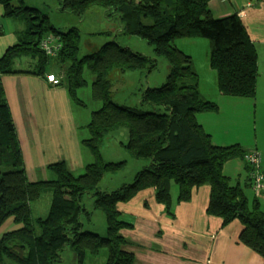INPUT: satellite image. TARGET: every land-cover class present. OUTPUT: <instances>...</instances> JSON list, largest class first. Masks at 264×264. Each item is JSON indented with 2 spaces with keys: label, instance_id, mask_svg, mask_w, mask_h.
<instances>
[{
  "label": "trees",
  "instance_id": "1",
  "mask_svg": "<svg viewBox=\"0 0 264 264\" xmlns=\"http://www.w3.org/2000/svg\"><path fill=\"white\" fill-rule=\"evenodd\" d=\"M213 0H59L61 10L82 19L93 7L105 9L109 18L122 24V32L144 39L157 56L170 64L167 82L149 88L142 104L163 108L161 112L137 111L113 101L112 74L120 71L149 72L157 61L133 52L116 42L80 57L82 36L79 28L67 33L50 23L39 9L24 0H0L5 18L20 21L25 30L16 45L0 58V231L8 223L17 225L0 236V264H57L61 251L71 249L77 264L98 257L106 250V264H134V254L125 250L121 231L130 227L120 220V203H127L140 192L156 189L170 210L171 197L164 191L169 182L179 186V201H188L193 191L204 185L211 188L208 214L223 219L224 226L239 220L244 227L241 242L264 259V211L260 201L250 200L240 185L232 186L224 173L225 165L246 153L238 145L216 146L197 114L219 112L220 107L202 97L192 56L173 45L177 39L204 38L210 41V66L216 71L218 89L223 96L255 99L259 79V54L238 15L217 18L209 8ZM58 38L62 49L50 57L42 47L48 35ZM18 58L35 61L34 71L16 70ZM55 61L66 66V84L73 102L85 107L77 91L89 84L86 71L94 77L92 96L102 108L92 114L88 125L91 137L83 141L93 157L85 173L75 176L64 163L49 166L55 180L31 182L17 126L6 97L3 77L31 74L43 76ZM60 77V76H59ZM185 79L192 83L182 82ZM60 84V85H61ZM126 129L123 145L135 160H145L133 183L112 193H103L100 184L106 174L122 170L127 162H106L101 152L108 135ZM247 170L250 168L247 165ZM246 186L258 195L250 176ZM51 194L46 218H34L31 205ZM94 194V210L106 216L107 236L84 231L82 216L92 213L82 200Z\"/></svg>",
  "mask_w": 264,
  "mask_h": 264
},
{
  "label": "crops",
  "instance_id": "2",
  "mask_svg": "<svg viewBox=\"0 0 264 264\" xmlns=\"http://www.w3.org/2000/svg\"><path fill=\"white\" fill-rule=\"evenodd\" d=\"M217 2L213 0L209 4L215 17L238 15L241 18L252 42L257 47L260 72L255 99L223 96L217 86L215 90L219 92L218 99L239 101L234 102L236 104L241 102L250 104L252 100L264 117V102L260 101V97L262 98L264 94L261 84L264 79V60H262L264 59V0ZM57 11H61V14L68 13L61 10L60 2ZM68 14L70 18L74 16ZM10 20L3 16L0 7V35H2L0 58L9 47L18 43V34L25 28L22 22L12 20L13 22L9 23ZM14 22L18 23L19 27H13ZM8 25L12 26L9 34L13 33L11 37L13 40L2 42L1 40L7 36L5 29ZM97 49L94 48L93 51L96 52ZM29 60L27 62L32 66V70L29 71H34L36 63ZM58 72L47 69L43 76L31 74L4 76L3 84L17 126L26 166L30 157V161L35 159L39 161L40 170L52 173L49 169L50 165L64 163L71 173L80 176L93 163V157L83 145V141L87 140L86 134L88 139L91 137L88 125L92 114L99 111L102 105L95 101L91 89L93 107L89 108L86 105L85 113H81V109L73 102L66 84L48 83L47 76L55 74L59 77ZM212 75L214 77V74ZM214 78L217 80L216 75ZM91 79L94 82V77ZM199 87L201 89L200 83ZM88 89H90L89 84L80 88L77 96L79 91H89ZM202 97L207 100L203 94ZM207 101L216 104L219 102ZM217 105L219 106V103ZM214 114L216 113L197 114L198 122L211 135L213 144L224 147L236 145L231 144L233 143L231 141H234L233 137L226 132L216 140L217 133L214 132V128H217L215 121L218 119ZM21 115L26 117L24 123L18 122L16 118H21ZM30 127L32 131L29 130ZM123 136L127 137L125 134ZM245 151L248 152L247 149ZM263 156L264 154L262 155L264 170ZM146 165L147 163H144L143 167ZM246 171L248 180L249 170ZM47 178L55 180L56 176L53 173V176L47 175ZM164 191L171 197L170 210L167 209L165 201L159 198L156 189L140 192L127 203L118 206L120 220L130 226L123 229L121 235L126 240L125 250L135 256L134 264H264L261 256L241 242L240 236L244 227L238 219L224 226L222 218L208 214L211 194L209 185L195 189L188 201H179V186L174 182H169Z\"/></svg>",
  "mask_w": 264,
  "mask_h": 264
},
{
  "label": "rangeland",
  "instance_id": "3",
  "mask_svg": "<svg viewBox=\"0 0 264 264\" xmlns=\"http://www.w3.org/2000/svg\"><path fill=\"white\" fill-rule=\"evenodd\" d=\"M24 1L27 6L39 9L44 15L49 18L50 23L57 26L59 28V31L63 33H67L73 27L79 28L82 36L80 51L81 58L94 53V48H98L97 50H99L105 44L116 42L122 47L130 48L133 52L140 53L149 58L155 59L157 61V65L155 69L150 72L148 70H145L143 72H127L126 74H122L118 70L115 71L112 74V99L120 105L135 108L137 111L164 113L163 108H155L152 105L142 104V94L144 93V91L149 88H161L162 86H164L167 82V78L170 73V64L168 63L167 59L165 57L157 56L155 54L154 47L148 44L146 40L134 35L123 33L122 24L119 19H116L114 17L109 18L107 13L105 12V9L102 7L91 8L85 14V16L80 19L77 16H72V18H70L68 13L61 14V11L58 12V0ZM217 1L225 2L227 0ZM12 22L13 21L10 20L9 23ZM17 26L19 27V24L14 22L13 27L17 28ZM11 30L12 26L8 25L5 29L7 36L1 40L2 42L9 41V39L13 40V38H11L13 36V33L9 34ZM20 33H22V31ZM20 33L18 34V38ZM173 45L184 53L192 56L194 62V69L199 74L198 82L201 86V94H203L207 98V100L219 101L218 103L220 106V111L214 112L216 113L214 114L216 119H218L215 121L217 128H214V132L217 133V135L215 136L216 140H219V138L224 135L223 133L226 132V134L229 133L233 137L232 140L234 141H231L233 142L231 144H240L238 146L242 150L247 149V151L257 149L263 155L264 117L262 113L260 114V109L256 107V103L250 100V104H247L248 102H241L240 104H236L239 101L232 100L230 102L227 100L225 101L218 99L219 96L217 95L220 91L218 92L217 90H215V88L218 86V77L216 71L213 70L210 66V41L204 38H186L175 40L173 42ZM29 59H16L14 62V67L16 68V70H32V66L27 62ZM61 69L66 71L67 67L60 66L55 61H52L51 65L48 67V71L51 70L54 72H58ZM60 73L59 76L62 78V80H65L66 75H64L62 72ZM211 73L214 74V77L216 75L217 80L213 77ZM84 77L88 80L90 89H88L89 91H79L78 99L83 102L85 106L87 105L90 108L93 107V102L91 100L90 93L92 87L91 78H93V75L90 72L86 71ZM263 80L264 79H262L261 84L263 87L262 91L264 92ZM47 81L48 83H50L48 79ZM182 82L192 83L189 79H185ZM260 101L264 102V94L262 98L260 97ZM78 107L79 109H81V113H85L84 107ZM16 118L18 122L21 121V123H24L26 117L24 115H21V118ZM28 118L30 119L29 115ZM24 129L25 128H23V130ZM29 130L32 131V127H30ZM123 134L127 135V137H124ZM85 136L88 139V135L86 134ZM128 139L129 134L126 129L114 132L108 135V137L105 139V143L103 144L101 150L105 161H124L127 162V164L122 170L105 175L103 181L100 184V190L103 193H112L124 185L133 183L136 175L141 170H143V164L147 163L145 160H135L128 154V152L123 146L128 141ZM28 158L29 161L26 167L27 176L29 180L31 182L51 181L47 178V175L53 176L54 172L51 169L50 171L52 173H50L49 171L40 170L39 161H37L36 159L35 161H30V157ZM224 173L231 179L230 183L232 186H237L238 184H240V186L242 187V189L250 200H253L254 197H256L260 201L262 210L264 211V195H256L252 189L246 186L247 171L246 164L243 159L236 158L229 161L225 165ZM95 199L96 197L94 196V194L84 196L82 204L87 210L92 213V216L89 219L88 217L83 215L81 222L83 223L84 231L94 232L96 234H99L100 236L105 237L107 236L108 229L106 216L101 211L94 210ZM50 205L51 194L49 193L45 194L38 202L33 203L31 207L34 218H46L50 210ZM16 226L17 225H12L11 223H8V226H6L5 231H0V236L3 233H7L9 231H12L14 228H17ZM106 259L107 252L106 250H104L102 251L100 256L96 258L88 257L86 260V264H106ZM57 264H77V255L71 249L66 248L61 251V261Z\"/></svg>",
  "mask_w": 264,
  "mask_h": 264
},
{
  "label": "built area",
  "instance_id": "4",
  "mask_svg": "<svg viewBox=\"0 0 264 264\" xmlns=\"http://www.w3.org/2000/svg\"><path fill=\"white\" fill-rule=\"evenodd\" d=\"M58 38L50 34L42 42V47L50 57H57L62 49V44L58 43ZM47 79L54 85H59L62 78L55 74H49ZM244 161L250 168V179L254 191L259 195H264V172L262 169V155L258 150H251L245 153Z\"/></svg>",
  "mask_w": 264,
  "mask_h": 264
},
{
  "label": "bare ground",
  "instance_id": "5",
  "mask_svg": "<svg viewBox=\"0 0 264 264\" xmlns=\"http://www.w3.org/2000/svg\"><path fill=\"white\" fill-rule=\"evenodd\" d=\"M256 150V149H255ZM262 169H263V167H262ZM263 172H264V170H263Z\"/></svg>",
  "mask_w": 264,
  "mask_h": 264
}]
</instances>
